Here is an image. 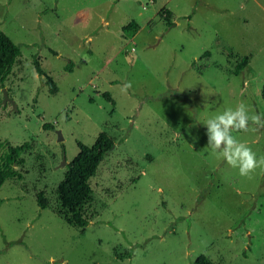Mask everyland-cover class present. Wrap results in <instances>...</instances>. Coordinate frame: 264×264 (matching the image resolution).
Returning <instances> with one entry per match:
<instances>
[{"label":"rangeland","instance_id":"rangeland-1","mask_svg":"<svg viewBox=\"0 0 264 264\" xmlns=\"http://www.w3.org/2000/svg\"><path fill=\"white\" fill-rule=\"evenodd\" d=\"M0 31L18 45L0 83V166L9 145L30 146L0 187V264H264V171L242 178L204 126L241 101L264 115V0H0ZM99 132L115 146L79 229L56 194L59 165ZM233 135L264 156V129Z\"/></svg>","mask_w":264,"mask_h":264},{"label":"trees","instance_id":"trees-1","mask_svg":"<svg viewBox=\"0 0 264 264\" xmlns=\"http://www.w3.org/2000/svg\"><path fill=\"white\" fill-rule=\"evenodd\" d=\"M189 18V17H188ZM138 29V25L134 20H131L122 28V33L130 38ZM229 48V47H227ZM18 45L15 44L4 32L0 31V83H2L11 70ZM50 53L57 55L53 50ZM208 54L204 52L202 55ZM201 55V56H202ZM247 56L239 57L232 71L233 75H238L242 72L247 64ZM32 63L39 77H42L44 84L47 86L49 94H56L57 87L55 82L44 73L38 59L33 56ZM72 62L68 60L65 71H71ZM261 99L264 102V84L261 88ZM44 127L47 125H43ZM115 146L113 139L105 132H99L91 145H85L80 141L76 142L78 152L66 164V173L63 180L59 183L56 189V194L61 208L67 211L66 221L69 225L82 229L88 224V218L83 212V208L90 198L91 187L89 180L94 176L98 165L102 162L107 153ZM30 149L26 143L21 145L7 147L6 162L0 166V187L7 179L20 178L21 173L17 167L24 163L21 154ZM36 204L39 209H44L45 202L41 192L36 194ZM193 264H215L211 259L203 254L198 255Z\"/></svg>","mask_w":264,"mask_h":264},{"label":"clouds","instance_id":"clouds-1","mask_svg":"<svg viewBox=\"0 0 264 264\" xmlns=\"http://www.w3.org/2000/svg\"><path fill=\"white\" fill-rule=\"evenodd\" d=\"M130 87L131 82L125 84L123 90L126 92ZM204 126L207 130V147L212 154L238 170L242 178L252 179L258 169L264 171V156L257 157L251 147L233 135L234 132L248 133L264 129V115L250 110L241 101L235 108L228 107L209 118ZM176 134L180 135L179 132Z\"/></svg>","mask_w":264,"mask_h":264},{"label":"water","instance_id":"water-1","mask_svg":"<svg viewBox=\"0 0 264 264\" xmlns=\"http://www.w3.org/2000/svg\"><path fill=\"white\" fill-rule=\"evenodd\" d=\"M2 95H3L2 104L5 105L8 102L11 104L12 110L16 111L17 109H16V105H15L14 101L11 100L10 98H8L4 89L2 91ZM56 134H57V141L58 142L62 141V136H61L60 131L57 130ZM65 165H66V161H65L64 156H62V161H61L59 166L64 167Z\"/></svg>","mask_w":264,"mask_h":264}]
</instances>
